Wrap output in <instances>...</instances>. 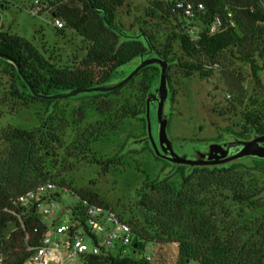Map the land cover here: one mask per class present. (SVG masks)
<instances>
[{
	"label": "trees",
	"instance_id": "trees-1",
	"mask_svg": "<svg viewBox=\"0 0 264 264\" xmlns=\"http://www.w3.org/2000/svg\"><path fill=\"white\" fill-rule=\"evenodd\" d=\"M176 1L192 2L194 17L177 9ZM124 4L125 0H41L42 7L54 8L52 16L65 22L64 29H56L59 35L71 30L82 39V61L63 64L45 59L31 42L3 30L0 56L17 62L41 93L55 94L113 83L121 67L151 47L169 62L172 106L178 96L174 70L186 79L202 80L221 70L231 95L227 111L237 120L225 132L241 140L264 135L260 101L247 97L240 75L232 69L235 61L249 65L255 84L264 88V0H149L136 33L114 20ZM217 19L220 24L211 32ZM161 24L168 26L165 33ZM195 27L198 30L191 34ZM3 65L10 86L0 98V117L17 115L33 104L43 109L42 115L37 114V128L9 126L0 133L4 146L0 149V264H23L50 229L35 216L34 207L22 206L17 199L50 181L78 199L61 214L69 212L73 221L79 217L83 226L87 206L112 209L99 194L73 187L66 176L80 163L96 164L105 174L122 166V154L109 157L101 146L114 141L127 119L144 122L147 130L146 100L159 85L160 69L146 67L113 92L46 100L34 97L14 67L0 59V70ZM92 114L99 119L89 123ZM221 132L216 142L221 141ZM250 162L251 167L241 161L221 167L179 166L163 178L146 177L136 190L139 214L114 210L133 228L132 253L104 248L99 255L84 256L83 264H264V187L254 174L264 172V160ZM235 206L247 207L258 217L236 214ZM149 245L154 246V257L147 261L143 255Z\"/></svg>",
	"mask_w": 264,
	"mask_h": 264
},
{
	"label": "rangeland",
	"instance_id": "rangeland-1",
	"mask_svg": "<svg viewBox=\"0 0 264 264\" xmlns=\"http://www.w3.org/2000/svg\"><path fill=\"white\" fill-rule=\"evenodd\" d=\"M35 1L7 0L4 8L0 11V31L10 32L31 42L39 55L45 59H59L63 64L82 61L85 56L82 50V39L71 30H66L64 36L58 34L54 26L51 7L39 5L38 7L45 13L33 15L31 9ZM148 6L149 0H125L124 6L115 13L114 20L121 24L126 31L136 33L140 26L139 20L145 16ZM161 25L160 31L165 33L168 26ZM197 28H193V31L194 29L197 31ZM140 61V58H137L121 67L116 74L117 80L113 83L132 72L140 64ZM234 63L233 74L240 75L239 83L247 92V97L258 99L260 101L259 109L264 114V88L255 84L249 65L238 61ZM261 63L260 60V65ZM4 68L6 65H3L0 70V98L3 90L10 86V78L5 75ZM172 76L174 87L178 91L177 103L172 106L168 101L165 113L169 117L168 136L174 142L176 152L184 155L193 150L205 151L210 144L216 142L215 139L218 138L221 129L223 132H221L220 142L232 140V137L225 132V128L229 123L237 120L232 118L233 114L227 111L230 108L228 100L231 99V95L228 92L225 74L221 70H215L214 75L208 79L202 80L198 76L186 79L174 70ZM261 77L264 78V71H261ZM37 114L42 115L43 109L39 104H33L29 108L22 109L17 115L0 117V133L2 129L9 126L29 130L37 128L39 126ZM98 119L99 116L92 114L89 123ZM151 119L154 128L153 134L156 137L158 125L153 108L151 109ZM145 137H147V130L144 129V122L135 119L125 120L122 130L114 141L102 145L100 149L104 155L109 157L122 154V166L105 174L96 164L80 163L66 176L67 182L76 189L84 188L99 194L100 198L119 214L123 212L139 214L136 205V190L142 186L146 177L160 179L172 170L169 162L155 158L156 155L151 152V143L144 141ZM122 145H125L124 150L117 153L121 151ZM3 147V144L0 143V149ZM185 149L186 151L183 153ZM250 161L251 158L241 160L244 165L251 167ZM254 174L264 187V172L255 171ZM55 197L63 211H65L66 205L70 206L78 200L71 194L60 195L57 193ZM262 200L264 201V198ZM232 210L236 214L249 213L250 216H256V213L253 215L247 207L235 206ZM69 216V212L60 213L51 222L59 221L58 219L60 221L70 219ZM145 255L150 258L154 257L153 245L148 246Z\"/></svg>",
	"mask_w": 264,
	"mask_h": 264
},
{
	"label": "built area",
	"instance_id": "built-area-1",
	"mask_svg": "<svg viewBox=\"0 0 264 264\" xmlns=\"http://www.w3.org/2000/svg\"><path fill=\"white\" fill-rule=\"evenodd\" d=\"M6 2L7 0H0V11ZM39 5L41 0H36L31 9L33 15H38L42 11ZM197 6L200 11L204 9L201 3ZM176 8L189 18L195 15L196 7L192 2L176 1ZM51 10L54 11V8L51 7ZM52 17L56 29L65 28V22L61 18ZM219 24L220 21L217 19L211 32H215ZM190 33L194 34L193 29ZM57 193L69 195L70 191L67 188L61 190L54 182L48 181L17 199V203L22 206L34 207L35 216L45 222L50 229L42 245L36 248L23 264H83L84 256L99 255L104 248L123 255L132 253L133 228L112 209L98 205L87 206L84 211V226L79 217H76L75 221L69 216L70 219L59 220L57 224L51 222L62 212L60 203L54 197ZM143 257L150 261V257L145 253Z\"/></svg>",
	"mask_w": 264,
	"mask_h": 264
},
{
	"label": "water",
	"instance_id": "water-1",
	"mask_svg": "<svg viewBox=\"0 0 264 264\" xmlns=\"http://www.w3.org/2000/svg\"><path fill=\"white\" fill-rule=\"evenodd\" d=\"M0 59L14 67L34 97L46 100H65L83 94L113 92L127 85L144 68L158 67L160 69L159 86L148 94L146 100L147 137L144 138V141L151 143L152 150L158 158L172 164V171H175L179 166H188L193 169L196 167H221L246 158L264 160V135H255L249 140L233 139L222 143L214 142L210 144L206 152L193 150L192 158L189 153L178 154L174 142L168 136L169 117L165 113L170 91L168 85L169 62L155 53L151 47L148 52L140 56V64L125 78L115 83L55 94L41 93L32 85L17 62L3 56H0ZM152 108L155 110L158 125L156 137L153 134Z\"/></svg>",
	"mask_w": 264,
	"mask_h": 264
},
{
	"label": "flooded vegetation",
	"instance_id": "flooded-vegetation-1",
	"mask_svg": "<svg viewBox=\"0 0 264 264\" xmlns=\"http://www.w3.org/2000/svg\"><path fill=\"white\" fill-rule=\"evenodd\" d=\"M233 140V139H232ZM231 141V140H230ZM227 142V141H226ZM220 143H222V142H220ZM208 149H206L205 151H203V152H206ZM185 151H186V149L184 150V152L183 153H185ZM190 157L192 158V156H193V154H194V152L193 151H191L190 153Z\"/></svg>",
	"mask_w": 264,
	"mask_h": 264
}]
</instances>
